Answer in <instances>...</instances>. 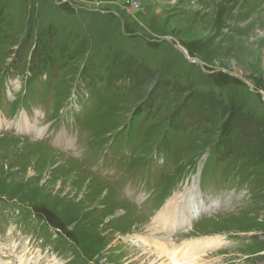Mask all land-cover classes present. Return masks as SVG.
Masks as SVG:
<instances>
[{"label": "rangeland", "instance_id": "374dc122", "mask_svg": "<svg viewBox=\"0 0 264 264\" xmlns=\"http://www.w3.org/2000/svg\"><path fill=\"white\" fill-rule=\"evenodd\" d=\"M169 234L264 264V0H0V264H168Z\"/></svg>", "mask_w": 264, "mask_h": 264}, {"label": "bare ground", "instance_id": "6f19581e", "mask_svg": "<svg viewBox=\"0 0 264 264\" xmlns=\"http://www.w3.org/2000/svg\"><path fill=\"white\" fill-rule=\"evenodd\" d=\"M28 115H24V117L21 119V123L24 125L23 128L33 130V126H28L29 119L27 117ZM36 130V129H35ZM37 131V130H36ZM68 138L65 136H62L61 141L63 143L68 144ZM190 188H188L187 193L189 192ZM179 196V195H178ZM193 198L191 195L186 196L185 202L183 201V204H180L183 206L184 213L183 214H176V210L173 209L172 212V219L173 222L170 221V212L171 207L169 205L170 202H172V199H170L167 204L164 206V208L157 212L159 214L157 216V219L154 221V226L159 228H168L169 230L173 231L178 227V222L186 221V224L191 221V218L194 215H198L201 213L199 207L196 206V204L191 200ZM175 201V200H174ZM204 204H202V207ZM214 207L212 205H205V209L208 211L213 209ZM192 215H190V214ZM156 214V215H157ZM221 214V213H220ZM160 216H164L163 218H160ZM214 218V217H213ZM208 219V218H207ZM182 223V222H181ZM183 224V223H182ZM154 229V228H153ZM130 241H141V238L139 235H136V238L133 234H130ZM151 239L154 242V246L157 250H162V252H159L163 256H168L167 261L168 264H192L195 260L199 259L200 257H204L207 254H200L207 251V249L214 247L213 245L221 241V237L219 235L216 236H210L205 237L202 239H196L192 241H184L176 243L173 241V238H171V234H169L168 238H165L163 236L161 237H151ZM160 239V240H159ZM202 255V256H201ZM174 257V259H172ZM20 262L22 264V259H20ZM27 262V261H24ZM167 264V262H166Z\"/></svg>", "mask_w": 264, "mask_h": 264}, {"label": "trees", "instance_id": "16d2710c", "mask_svg": "<svg viewBox=\"0 0 264 264\" xmlns=\"http://www.w3.org/2000/svg\"><path fill=\"white\" fill-rule=\"evenodd\" d=\"M185 46H186V45H185ZM230 135H231V132H229L228 130H226V128H224L223 131H222V134H221V137H222V138H220V139L222 140V142H225V144H226L227 146H230V147L233 148L234 145L230 144L231 141L229 140ZM238 135H239V137H240L241 139H244L243 136H242L241 134H238ZM220 159L222 160L223 157H220Z\"/></svg>", "mask_w": 264, "mask_h": 264}, {"label": "water", "instance_id": "95a60500", "mask_svg": "<svg viewBox=\"0 0 264 264\" xmlns=\"http://www.w3.org/2000/svg\"><path fill=\"white\" fill-rule=\"evenodd\" d=\"M180 49H182V51H184V49H183V48H181V47H180Z\"/></svg>", "mask_w": 264, "mask_h": 264}]
</instances>
